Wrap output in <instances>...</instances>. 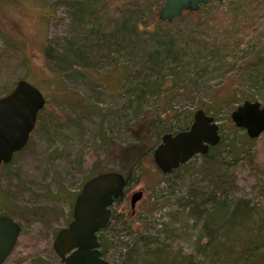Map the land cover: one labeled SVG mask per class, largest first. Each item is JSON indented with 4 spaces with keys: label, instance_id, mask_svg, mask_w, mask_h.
<instances>
[{
    "label": "rangeland",
    "instance_id": "rangeland-1",
    "mask_svg": "<svg viewBox=\"0 0 264 264\" xmlns=\"http://www.w3.org/2000/svg\"><path fill=\"white\" fill-rule=\"evenodd\" d=\"M162 1L0 0V94L22 78L45 98L27 145L12 155L7 167L0 165V213L14 212L20 226L16 242L2 264H35L37 260L42 264L59 263L52 238L56 229L70 219L72 197L92 171L117 169L125 162L124 146L133 139L137 128L150 120V111L142 115L140 108L150 110L163 98L169 99L172 110L182 112L187 126L193 111L200 107L217 121L219 132L222 128L226 135H232L235 125L229 112L237 103L250 98L264 106V30L248 44L231 47L234 51L230 61H241V55L247 52L248 60L243 63L254 75L248 82V77H241L237 69L220 66L218 61L204 62L205 51H195L197 38L188 33L191 21L201 22L197 25L201 34L228 40L235 35L233 27L214 31L203 26V20L216 8L215 0L200 4L196 10H182L165 24L162 20L156 24L154 16L157 17ZM222 1L227 5L231 0ZM148 6L151 12L147 11ZM124 19L125 29L119 27ZM134 20L136 33L127 30ZM156 25L164 31L153 32ZM47 40L53 54L65 55L60 65L78 61L87 68L71 65L57 75L55 65L43 53ZM171 41L178 65H173V81L166 77L160 87L164 91L173 82V88L168 94L159 92L155 96L154 82L167 72V66H162L148 77L142 106L130 103L128 99L134 95L126 91L123 83L144 72L142 63L155 45L164 55ZM80 51H84V58L76 56ZM164 59L168 61L167 57ZM212 110L216 113L212 114ZM169 114L161 116V123L167 126L176 122ZM251 143L252 165L246 164L237 180L236 193L256 199L264 193V132ZM197 184L189 171L163 173L150 158L142 159L120 199L111 206V222L120 229L117 239L128 243L147 226H158L159 222L172 220L173 228V211L179 210L175 201L184 189ZM135 190H140L141 196L131 207L129 197ZM41 206L53 208L44 220L30 211ZM185 232L183 249L189 252L198 225ZM107 235L101 256L115 261L120 242H115L113 250ZM99 239L97 236L98 242Z\"/></svg>",
    "mask_w": 264,
    "mask_h": 264
},
{
    "label": "trees",
    "instance_id": "trees-1",
    "mask_svg": "<svg viewBox=\"0 0 264 264\" xmlns=\"http://www.w3.org/2000/svg\"><path fill=\"white\" fill-rule=\"evenodd\" d=\"M215 6L216 8L212 13L203 20V26L210 27L214 31L219 28L225 31L229 27H233L235 35L228 40L226 37L219 39L217 36L201 34L197 28L201 22L191 21L188 33L197 38L195 51H205L202 54L204 57L201 55L204 62L218 61L220 66L237 69L241 77H248L245 80L249 82L254 75L248 65L243 63V60H248L247 52L241 55V61H230L229 58L232 57L231 53L234 51L231 47L235 48L248 44L253 41V37L258 32L264 30V0H231L227 5H224L222 0H215ZM147 11L151 12L149 6ZM157 18L154 16L156 24H159L160 19ZM125 22L124 19L119 27L125 29ZM162 22L165 24L168 21L162 20ZM109 24L113 25L112 22ZM127 30L136 33L135 20L129 23ZM145 31L149 32V30ZM152 31L160 34L159 32L164 30L161 26L156 25ZM172 46L173 41L168 42L163 55L155 45V48L147 53L144 63H142L144 72L140 76L123 83L126 91L134 95L128 99L130 103L134 102L139 108L142 106V97L147 94L145 89L149 86L148 77L154 71L158 72L162 66H167V72L159 73L160 80L154 82L156 90L153 91H155V96L159 92L168 94L171 91L173 82L172 86L164 91L160 86L166 77L173 81V65H178L174 58L175 55H173ZM43 53L45 58L55 65L54 72L57 75L65 73V70L70 69L71 65L87 68V65L78 61H68L65 66L60 65L59 62L65 58V55L57 52L53 54V47L49 40L46 41ZM76 56L84 58V51H80ZM165 57L168 58V61H165ZM205 68L206 65L200 67V70ZM67 104L71 105L70 103ZM70 107L72 108V105ZM140 111L142 115L150 111L148 115L150 120L137 128L135 131L137 133L133 134V139L124 146L123 157L126 159L125 162L114 169L123 174L125 178L124 187L128 184L142 159L150 158L153 161L151 151L162 133L174 132L187 127L184 125L182 112H174L169 99L164 100L163 98L159 104L152 105L150 110L140 108ZM165 113H170L169 115L176 118V122H171L170 126L161 123V116ZM211 113L215 114L216 110H212ZM139 117L134 118L131 125ZM220 129L218 142L210 145L205 153L195 154L186 162L163 172L173 171L177 175L179 172L189 171L195 176L196 182H199L196 186H189L184 189L175 201L179 210L173 211V228L170 225L172 220L159 222L158 226H147L144 232L138 233L128 243L120 242L119 256L113 264H264V193L256 199L236 193L237 180L241 179L246 164L252 165L254 150L251 142L254 138L249 137L246 131H238L241 128L237 126H234L232 135H226L222 128ZM242 134L245 135V138L241 137ZM20 150L14 152L13 155ZM11 159L2 163L1 166L7 167ZM100 171L102 170L96 169L89 173L86 178ZM1 193L3 190L0 187V196L2 197ZM120 197H116L111 206ZM52 209L49 206H41L37 210L30 211L35 213L36 218L44 220L50 217ZM6 211L8 212L7 215L14 218V212ZM111 211H114L113 208ZM69 217H71V213ZM197 225L198 232L194 236L193 248L186 252L183 249L185 234L183 236L182 233H186L187 229ZM109 229L110 224L107 222L97 232V236L100 238L98 246L101 255L103 253V238L107 233L109 234ZM35 264L42 263L37 260Z\"/></svg>",
    "mask_w": 264,
    "mask_h": 264
},
{
    "label": "water",
    "instance_id": "water-1",
    "mask_svg": "<svg viewBox=\"0 0 264 264\" xmlns=\"http://www.w3.org/2000/svg\"><path fill=\"white\" fill-rule=\"evenodd\" d=\"M207 1L164 0L157 17L170 21L182 10H196ZM44 102L43 94L22 78L16 79L9 90L0 94V165L10 161L13 153L25 146ZM229 118L251 138L264 131V106L257 99H244L236 104L230 110ZM218 140L217 121L196 108L186 128L161 134L152 148V159L159 170L167 172L193 155L205 153ZM124 184L123 174L114 169L97 172L81 183L72 201L71 218L52 238L59 264H110L100 254L97 232L108 222L109 206L121 196ZM140 196V190L130 194L131 207ZM19 229L18 221L0 213V264L13 248Z\"/></svg>",
    "mask_w": 264,
    "mask_h": 264
},
{
    "label": "flooded vegetation",
    "instance_id": "flooded-vegetation-1",
    "mask_svg": "<svg viewBox=\"0 0 264 264\" xmlns=\"http://www.w3.org/2000/svg\"><path fill=\"white\" fill-rule=\"evenodd\" d=\"M186 128V127H185ZM112 204V203H111ZM111 204H110V206H109V210H110V213H109V219H108V224H110V230H109V247H112L113 248V250H114V248L117 246H115V242H121L122 240H118L117 238H118V236H120L119 235V228H117V227H115V223H113V222H111L112 220H113V216H114V211H111ZM71 218V217H70ZM69 221V220H68ZM67 221V222H68ZM113 223V224H112ZM117 242V243H118ZM116 243V244H117ZM120 244V243H119ZM117 251V257L119 256L118 254H119V251L118 250H116ZM109 261V263L110 264H113L114 263V259L113 260H108ZM59 264V263H58Z\"/></svg>",
    "mask_w": 264,
    "mask_h": 264
}]
</instances>
